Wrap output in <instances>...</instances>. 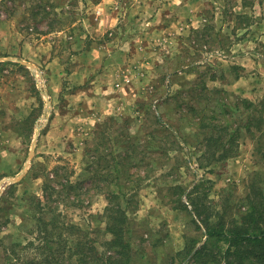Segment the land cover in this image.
Instances as JSON below:
<instances>
[{
	"label": "rangeland",
	"instance_id": "rangeland-1",
	"mask_svg": "<svg viewBox=\"0 0 264 264\" xmlns=\"http://www.w3.org/2000/svg\"><path fill=\"white\" fill-rule=\"evenodd\" d=\"M100 1L0 0V264L55 216L74 246L109 253L116 224L129 264H189L202 219L229 226L264 188L258 134L225 111L264 110V0H115L103 33ZM105 43L122 72L88 99L71 75Z\"/></svg>",
	"mask_w": 264,
	"mask_h": 264
},
{
	"label": "trees",
	"instance_id": "trees-1",
	"mask_svg": "<svg viewBox=\"0 0 264 264\" xmlns=\"http://www.w3.org/2000/svg\"><path fill=\"white\" fill-rule=\"evenodd\" d=\"M194 109L198 110V108ZM230 109L225 111L231 116V121L234 122L236 117H241L239 121H244L233 131L248 128L251 132L254 131L255 135L258 134V152L264 160V110L247 99L240 100L234 112ZM206 116L203 114L199 117L201 127L209 122ZM262 187L250 185L246 210L240 213L238 219L234 218L229 226L225 216L220 215L217 221L213 218L202 219L206 229V241L198 248L195 247L196 243L186 246L185 250L180 252L181 255L186 252L185 258L189 259V264L195 262L197 264H264V188ZM202 207L199 204L195 209L198 216L204 212L202 209H207ZM40 218L39 238L25 245L16 242L6 247L10 254L6 259L7 264H129L132 248L121 235L122 228L116 224L111 227V232L116 236L111 241L113 248L109 253H103L93 239L83 246H80V241L74 246L68 233L75 229V226L59 220L57 216L51 220ZM224 245H227L226 250Z\"/></svg>",
	"mask_w": 264,
	"mask_h": 264
},
{
	"label": "crops",
	"instance_id": "crops-1",
	"mask_svg": "<svg viewBox=\"0 0 264 264\" xmlns=\"http://www.w3.org/2000/svg\"><path fill=\"white\" fill-rule=\"evenodd\" d=\"M19 1V0H18ZM115 0H101V4L99 5L100 11L102 13L101 21L98 23V26L96 27V31L99 33H103L105 31H109L111 29H115L117 27V14L115 10H112L111 4ZM116 2V1H115ZM126 46L120 47V49H112L111 45L109 43H105L102 46L95 45L93 46L87 53L89 56L88 60H85V62H82L80 65L77 66V68L74 70V73L71 75L74 78L73 79H86V80H92L91 85L89 89L87 90L88 93H86V97L89 99V93L93 94L91 97L96 95L95 89L103 90L105 93H107L106 99L109 101V98L111 96L108 94L111 91H114V86L110 85V82L107 80H111V78L116 79L122 72V64H120L116 58V54L122 52V50L126 51ZM98 53L101 54V57L98 59L95 56H98ZM95 55V56H94ZM128 56V55H127ZM59 59L56 57L52 59L50 62V65L54 68L53 71H56V68L58 67L57 64L59 63ZM131 60V59H130ZM49 65V66H50ZM104 66L103 70V77L102 80L98 77L96 79H93L94 76L99 73L97 71L98 69L102 68ZM62 67V66H61ZM56 75V74H54ZM106 79V80H103ZM92 89V90H91Z\"/></svg>",
	"mask_w": 264,
	"mask_h": 264
}]
</instances>
